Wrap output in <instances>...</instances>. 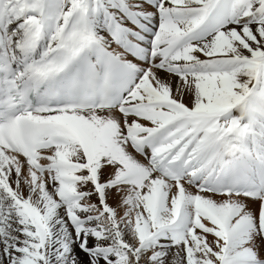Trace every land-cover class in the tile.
Instances as JSON below:
<instances>
[{
    "label": "snow or ice",
    "instance_id": "6c2138e0",
    "mask_svg": "<svg viewBox=\"0 0 264 264\" xmlns=\"http://www.w3.org/2000/svg\"><path fill=\"white\" fill-rule=\"evenodd\" d=\"M0 264H264V0H0Z\"/></svg>",
    "mask_w": 264,
    "mask_h": 264
}]
</instances>
